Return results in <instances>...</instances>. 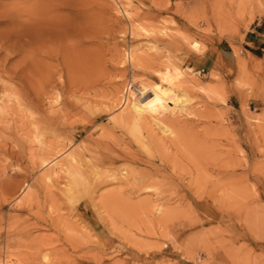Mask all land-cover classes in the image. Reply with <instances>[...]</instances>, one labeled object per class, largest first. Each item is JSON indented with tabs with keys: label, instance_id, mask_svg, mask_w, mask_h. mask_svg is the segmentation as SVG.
Wrapping results in <instances>:
<instances>
[{
	"label": "rangeland",
	"instance_id": "obj_1",
	"mask_svg": "<svg viewBox=\"0 0 264 264\" xmlns=\"http://www.w3.org/2000/svg\"><path fill=\"white\" fill-rule=\"evenodd\" d=\"M0 264H264V0H0Z\"/></svg>",
	"mask_w": 264,
	"mask_h": 264
},
{
	"label": "bare ground",
	"instance_id": "obj_2",
	"mask_svg": "<svg viewBox=\"0 0 264 264\" xmlns=\"http://www.w3.org/2000/svg\"><path fill=\"white\" fill-rule=\"evenodd\" d=\"M179 75H180V73H179ZM130 83H132V82H130ZM128 85L126 86V88L124 90V97H123L124 99L122 101V104L124 103L125 99L132 92H133V94H139V90L137 88L135 90L127 91ZM145 92L151 93L150 97H148V96H147L148 98L143 97L144 99H139V100H134V99L133 100H127V104L129 105V108L135 117L140 118V117H144L145 115H148L151 119H154V120H157L156 118L165 114V112H166L165 108L170 104L169 98H168V96H170L169 94L170 93L176 94L175 91L173 90V88L169 89V88H166V87H163L160 85H156L153 89L146 90ZM179 100L180 99H178V101ZM127 104H126V106H127ZM157 121H159V120H157ZM37 129H39L38 126L36 127V130ZM28 135L30 136V132L28 133ZM35 139H36V137H35ZM32 141H34V140H32ZM50 156H51V154H50ZM47 157H48V155H47ZM45 158H46V154L45 153L41 154L40 160L42 162V166H44V167H48L54 162V161H50L49 159H47V158L45 159ZM146 189H149V188H146Z\"/></svg>",
	"mask_w": 264,
	"mask_h": 264
},
{
	"label": "built area",
	"instance_id": "obj_3",
	"mask_svg": "<svg viewBox=\"0 0 264 264\" xmlns=\"http://www.w3.org/2000/svg\"><path fill=\"white\" fill-rule=\"evenodd\" d=\"M136 88H135V84L134 83H130L129 85H128V87H127V91H129V90H135Z\"/></svg>",
	"mask_w": 264,
	"mask_h": 264
},
{
	"label": "crops",
	"instance_id": "obj_4",
	"mask_svg": "<svg viewBox=\"0 0 264 264\" xmlns=\"http://www.w3.org/2000/svg\"><path fill=\"white\" fill-rule=\"evenodd\" d=\"M254 38H257V36H255ZM254 42H256V41L254 40Z\"/></svg>",
	"mask_w": 264,
	"mask_h": 264
}]
</instances>
